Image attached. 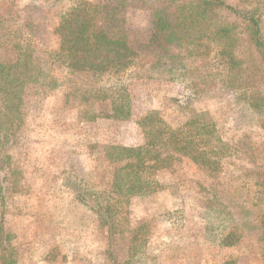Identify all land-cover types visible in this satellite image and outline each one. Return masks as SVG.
<instances>
[{"label": "rangeland", "instance_id": "1", "mask_svg": "<svg viewBox=\"0 0 264 264\" xmlns=\"http://www.w3.org/2000/svg\"><path fill=\"white\" fill-rule=\"evenodd\" d=\"M0 1L44 70L25 85L23 123L3 149L13 173L3 178L0 264H264V72L243 39H194L165 71L92 80L48 57L66 33L55 32L61 18L81 2L112 4L145 34L149 11L139 0ZM224 1L253 12L264 34V0ZM15 54L0 33V64ZM113 85L130 94L128 120L91 118L100 104L73 92ZM149 112L186 138L192 118L211 119L222 142L217 170L156 144L146 170L124 174L129 187L115 193L113 173L126 162L110 161L107 147L143 146L138 120Z\"/></svg>", "mask_w": 264, "mask_h": 264}, {"label": "trees", "instance_id": "2", "mask_svg": "<svg viewBox=\"0 0 264 264\" xmlns=\"http://www.w3.org/2000/svg\"><path fill=\"white\" fill-rule=\"evenodd\" d=\"M139 2L141 4L138 8L149 11L145 34L129 30L121 10L115 5L81 2L80 9L78 6L72 7L55 29L56 33L60 34L63 30L66 33L58 51L49 54L51 62H60L70 71L91 73L92 80L105 74L111 78L129 69H138V78L141 75L149 76L154 71H165L170 64H181L179 50L194 42V39L196 42L202 39L220 42L237 35V38L243 39L251 47L264 72V34L253 12L241 13L224 0ZM3 4L7 2L0 1V33L11 40L16 54L12 62L0 64V202L4 198L3 178L13 173L10 158L3 150L4 146L8 145L23 123L21 107L25 85L37 73L44 72L42 61L40 69L37 66L34 50L16 40V31L9 29L12 12L4 9ZM228 15H234L236 19L229 20ZM73 92L77 93V98L82 102L100 104V111L91 118H131V97L122 85H113L97 92H78L76 89ZM156 115V112H149L138 120L144 135L143 146L107 147L110 161L126 162L121 169L113 173L111 186L115 193H124L122 188L129 187L123 183L124 174L132 173L133 176L139 177V173L146 170V162H152L151 149L156 144H160V147L171 145L174 150L187 155L191 161L217 170L222 142L215 133L211 119L204 114L192 118L188 125L195 132L186 138L181 132L162 125ZM120 170L126 172L120 174ZM262 186L264 193V182ZM135 188L130 185L125 193H132ZM261 223L264 227V214Z\"/></svg>", "mask_w": 264, "mask_h": 264}]
</instances>
